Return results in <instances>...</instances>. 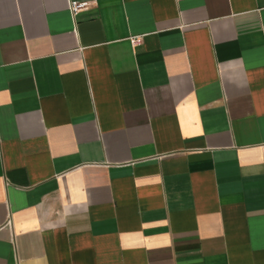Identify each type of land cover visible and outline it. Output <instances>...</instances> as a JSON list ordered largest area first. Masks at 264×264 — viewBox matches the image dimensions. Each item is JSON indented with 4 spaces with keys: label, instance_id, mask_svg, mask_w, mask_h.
Segmentation results:
<instances>
[{
    "label": "crops",
    "instance_id": "0c3cea01",
    "mask_svg": "<svg viewBox=\"0 0 264 264\" xmlns=\"http://www.w3.org/2000/svg\"><path fill=\"white\" fill-rule=\"evenodd\" d=\"M0 264H264V0H0Z\"/></svg>",
    "mask_w": 264,
    "mask_h": 264
},
{
    "label": "built area",
    "instance_id": "2783aa9c",
    "mask_svg": "<svg viewBox=\"0 0 264 264\" xmlns=\"http://www.w3.org/2000/svg\"><path fill=\"white\" fill-rule=\"evenodd\" d=\"M90 6H91V4L88 2L71 1L70 2V11H71L73 17H76L80 12L89 9ZM142 39H143L142 36L133 37L131 39L133 47L136 48L139 45H141ZM8 224H10V221H8Z\"/></svg>",
    "mask_w": 264,
    "mask_h": 264
}]
</instances>
